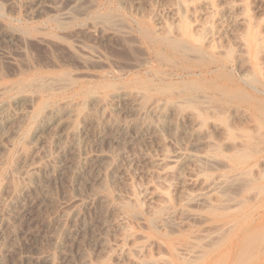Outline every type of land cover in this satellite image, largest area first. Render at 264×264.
<instances>
[{
  "label": "rangeland",
  "instance_id": "374dc122",
  "mask_svg": "<svg viewBox=\"0 0 264 264\" xmlns=\"http://www.w3.org/2000/svg\"><path fill=\"white\" fill-rule=\"evenodd\" d=\"M0 264H264V0H0Z\"/></svg>",
  "mask_w": 264,
  "mask_h": 264
},
{
  "label": "bare ground",
  "instance_id": "6f19581e",
  "mask_svg": "<svg viewBox=\"0 0 264 264\" xmlns=\"http://www.w3.org/2000/svg\"><path fill=\"white\" fill-rule=\"evenodd\" d=\"M185 28H186V27H185ZM181 43H182V42H181ZM22 99L24 100V98H22ZM43 107H44V106H43ZM43 107H42V108H43ZM40 108H41V107H40ZM45 108H46V107H45ZM55 112H56V111H54V112L51 113L50 115H51V116H52V115H55V114H56ZM39 113H40V112H39ZM39 113H38V115H40ZM46 117H47V116H46ZM49 119H50V118H49ZM47 121H48V120H47ZM42 122H43V121H42ZM46 125H47V124H46ZM104 208L107 210L106 206H104ZM101 217H103V216H101Z\"/></svg>",
  "mask_w": 264,
  "mask_h": 264
}]
</instances>
